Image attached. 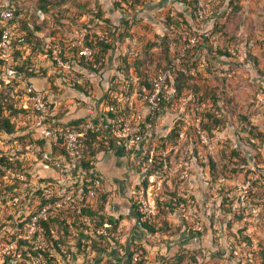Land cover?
<instances>
[{
  "label": "rangeland",
  "instance_id": "rangeland-1",
  "mask_svg": "<svg viewBox=\"0 0 264 264\" xmlns=\"http://www.w3.org/2000/svg\"><path fill=\"white\" fill-rule=\"evenodd\" d=\"M8 1L0 0V5ZM128 1L46 0L45 2V0H12V3L15 4L18 11V23L21 20V28L23 26L22 29L25 34L34 41H42V38L44 39L47 36L52 39H58L59 37L68 39V33L72 28L87 22L89 19L93 21L94 18L98 17L97 14L105 19L107 18L112 25L116 21L119 23L121 21L122 24L117 31L119 34L115 37V40H117L114 47L115 53L112 51L110 54L111 57L115 58V62L111 63L112 67L107 74L109 76H106V78L109 77L108 80L116 78V71L121 69L124 76L128 79L131 78L130 80L135 84L136 81L140 82V80H136V76L140 78L142 75L144 79L149 81L158 69L169 67L168 64L172 59L178 56L177 46L182 35H195L196 44L190 47L188 52H185L184 61L190 63L191 68L195 71L194 83L200 87L198 93L204 94V89L208 91L212 88L219 95H224L226 101L222 99L220 110H218L213 102L209 100V97L201 101V99H197V96H194L193 89L188 87L175 98L170 96L169 102L160 107V117L152 124L143 143L126 148L133 153L139 150L141 157L146 155L148 158L143 161L141 170H137L135 167L139 165L137 161L140 159L137 154H132L128 159L131 161L132 168L136 171L137 176L142 171L147 173L148 167L153 168L152 155L158 157V160L161 159V156L168 158L167 166H163V171L159 169L153 171L157 174L154 175L152 185H150L151 189L157 187L162 197L161 203L169 200L168 192L173 193L176 199L178 197L186 198L185 201H181L180 206H178V203L173 204L171 209L164 206L162 214L165 217L164 220L171 225L168 226L171 229L170 231L161 229L162 232L160 231L159 235L154 233L152 238H147L143 234L145 238H140H144V241L141 243L132 241L131 249L134 251L141 250L146 257V264H165L166 262L191 264L190 261H193L191 259L192 255L196 256V259L199 258V260L197 259L198 264H260L258 256H255L252 262L246 261L245 256L250 250L248 248H240L238 257L241 260H238L232 254L225 255L221 252L223 253L221 255L213 252L214 249L200 246L202 239L205 241L204 238L208 233H205V230L201 231L203 234L200 236H189L186 235V232L189 226L198 225L197 223L201 225L203 221L206 226L209 215L213 213L216 219L214 222L215 230H223L226 219L218 209L220 194H223V189L224 191L232 190V195L236 197L244 190L243 185H250L249 181L256 188L250 196L252 202L261 205L260 210L264 211V141L258 143L254 140L256 146L248 144L246 142L247 135L241 130V124L238 123L239 118L242 117L240 115L247 116V122L256 126V131L262 132L264 139V0H238L240 6L238 9L235 10L229 7L224 12L223 18H219L218 21L225 24L223 30L226 35L242 37L241 40L234 38L235 40L229 46L232 56L222 55L220 56L221 60L208 55L205 45L199 54L196 53L198 55L197 59L193 56L195 52H192L191 49L195 50L199 48L200 44H204L201 35L208 36L209 42L213 46L226 44V36L221 35L219 37L211 30L213 28L211 17L219 15L215 13V11L220 10L218 4L223 7L226 6V3L222 2L224 0H199L200 9L196 11V14L195 11L193 12L192 19L189 16L182 19L179 16L182 7L179 1L173 0L163 8L154 10V15L160 22L145 18V3L161 0H141L138 3L134 0ZM187 1L191 4L194 0ZM40 4H45L48 9L44 12V18L36 14ZM97 9H99L98 12ZM191 10L193 11V9ZM221 10L224 11L223 8ZM59 13H62L64 18H62V15L61 18L58 16L59 22H57L55 17ZM172 15L180 22L178 27H169L171 24L167 22V17H173ZM59 26H61V29H59ZM65 42L67 44V41ZM165 46L167 48L166 52H164ZM39 49H41V43L37 47L36 55L40 52ZM70 50L72 51V48ZM165 54L170 58L169 61L166 59ZM119 57L126 59L124 62L128 63V67H120ZM253 58L258 63L256 66L252 61ZM139 61L141 65L137 69ZM121 62L122 66L124 63L122 60ZM46 64V67H37L34 76L30 78L32 80L34 77H41L48 83L44 87L34 86L36 88H47L50 85L56 90L63 87V85L67 87V84L61 81L60 78L53 76L48 61H46ZM257 68L262 73H257ZM5 74L0 72V123L1 119L9 118L17 126L16 114H13L12 110L14 109L12 107L13 99L6 84V79L9 80L10 76L7 75L4 78ZM59 81L62 84H59ZM168 84L172 85V79ZM68 91L67 93L70 94V90ZM174 93L175 90L169 89L170 95H174ZM95 94L98 95L96 90ZM210 99L213 98L210 97ZM230 99L232 100L231 103L229 102ZM137 105H139L138 102ZM72 109H74V106L71 101L63 102L58 111L59 116H65L64 113ZM211 110L221 114V118H224L223 115H225L228 125L217 127L210 136L203 130L205 124L203 126L204 122L201 119L205 112H211ZM231 123L235 125V128H232ZM171 129L174 130L170 132ZM176 133L178 134L176 135ZM11 137V135H6L3 129H0V156L9 157L8 162L0 163V264H29L30 252L24 242V245H19L16 249L15 247L9 248L7 244L14 237L28 234L26 222L29 215L39 207L38 187L42 181L41 179L56 177L60 174L54 167H47L50 158L45 154L50 150L57 153L59 148L44 139L39 140L42 138L36 136L34 142L41 147V150H30L28 158L30 156L31 159L23 161L26 163L23 169L22 166L17 169V153H15L16 150ZM233 149L238 156L231 154ZM181 161L183 162L182 167L179 165ZM213 161L216 163V167L213 168L214 174H220L224 179L223 183L225 184L220 188L215 183L216 181L212 180L210 168ZM18 170H22L26 176L19 178L12 176L11 173H17ZM150 181H152L151 178H148V182ZM102 183L108 186L118 185L116 181H111L107 176L104 178L102 176ZM10 185L14 186L11 187ZM132 195L135 197L136 193ZM13 196H18L15 201L12 200ZM134 197L131 196V199H135ZM130 207L128 206L127 209ZM126 216V220H121L119 223V227L123 230L122 238L120 236L121 241L129 239L127 233L131 227H135L134 217L132 215ZM158 218V216H155L153 221L157 223ZM51 222H53L54 229L59 227L60 230H63L64 227L60 226L59 218ZM228 222L234 224L235 227L231 230L226 229V231L235 233L241 228L242 223H245V220L233 218ZM247 222L250 223V221ZM82 225L84 224L79 221L75 226L73 225L74 231L77 232V235H75L77 240L81 238L78 231L82 230ZM262 226H264V217L261 215L260 221L256 224L252 223L251 228L247 231L253 237H259L264 233L263 229L261 230ZM62 230L60 236L62 232L64 233ZM112 230L118 231L119 228L117 226ZM28 235L31 237V233ZM60 236L56 239H59ZM65 237L66 241L64 240L61 243L62 248L60 247V250H57L53 241L50 240L52 237L48 235L50 246L45 248L48 264H95L93 254L84 250L81 245L82 242L79 245L75 242L70 230H68ZM169 241H173L172 245L167 244ZM122 245L124 244L122 243ZM141 245L145 249L141 248ZM19 249L21 255L17 256ZM261 251H264V248L259 251L260 253L256 251L259 256L262 254ZM178 256H183L180 262L177 260ZM8 257L12 258L8 260L9 262L6 261ZM224 260L227 263H224ZM11 261L13 262L11 263Z\"/></svg>",
  "mask_w": 264,
  "mask_h": 264
},
{
  "label": "built area",
  "instance_id": "built-area-1",
  "mask_svg": "<svg viewBox=\"0 0 264 264\" xmlns=\"http://www.w3.org/2000/svg\"><path fill=\"white\" fill-rule=\"evenodd\" d=\"M197 10H195V14ZM15 11L16 7L9 1L0 8V72L6 73L4 78L7 75L10 76L9 80L6 79L7 88H9L13 99L12 107L19 111L15 117L18 124L16 129L20 130L22 139L18 136L12 138L15 153H17L16 164L19 162L23 168L26 164L23 161L31 159L30 156L28 158L29 151L32 149L41 150V147L34 142V138L38 136L42 138L39 140L44 139L59 148L57 153L50 150L45 155L50 158L47 167H54L60 174L56 177L41 179L38 187L39 207L29 215L26 222L28 234L31 233V237L28 234L14 237L7 246L16 249L19 247V240H22L28 246V250L32 251L30 252L29 264H48L45 254V248L50 246L48 235L54 239L59 236L51 221L59 218L61 225L72 232L75 242L78 244L75 237L77 232L73 229L74 220L76 216H79L81 222H88V218L82 216V210L97 203L96 191L106 194L105 209L109 206L116 194L114 191L116 188H110L107 184L103 185L102 175L94 169L95 162L115 153L118 149L132 152L126 148L143 143L149 133L150 126L146 123L144 128L142 122L145 123L147 119L151 120L159 111L161 103L164 100H169L171 96L169 89L174 90L172 85L168 84L172 78L171 73L181 63L185 52L196 44V37L191 34L182 35L177 46L178 56L174 57L169 67L160 68L155 72L149 88L143 87L142 90H139V83L137 82L136 84L133 83L134 86L130 90L131 81L126 77L117 75L116 78L108 80L109 77L103 76L105 69H109V67H102L105 64L106 53L113 49L116 42L107 28L108 24L103 19L104 17H96L93 21L89 19L87 22L72 28L68 33V39L61 37L52 39L50 36L42 38L43 51L36 55L33 48L34 40L25 41L23 39L25 32L18 23L19 17L15 15ZM98 11L99 9H97ZM36 14L44 18V12L41 9H37ZM99 42L111 46L106 47L107 50H103L98 45ZM46 61H48L55 78H60L73 89L75 87L76 91L71 93L70 97H60L59 89L56 90L50 85L47 88H36L30 78L34 74L27 75L24 69L20 68H32L36 72L37 67H46ZM83 61L90 63L92 68H86L80 64ZM97 74H102L106 81L104 92L99 96L95 94L93 88L94 76ZM66 101H71L74 109L84 106L85 113L80 117L71 118L68 115L74 110L72 109L65 112V116H59L60 106ZM137 102L139 105L136 106ZM108 111H112L114 115H108ZM11 136L13 135L11 134ZM95 151L98 152L92 160ZM153 156H151V161ZM88 160L92 168L84 166ZM137 162L139 163L140 160ZM182 164L181 161L179 165L182 167ZM163 166H167L166 162ZM89 173L98 178L89 182L92 180L87 176ZM11 174L18 178L26 176L22 170ZM156 174V172L147 171L146 173V171H142L138 174L139 179L131 186L130 206L134 212L138 211L140 215V220L133 216L135 227L142 231L147 238H152L154 233L159 235L160 231L162 232L160 225L165 219L162 214V197L157 187L151 189L150 186ZM148 178H151L152 181L148 182ZM223 180L221 178L215 182L219 188L222 186ZM249 182L250 185H243L244 190L236 197L232 195V190L222 191L223 194H220L218 209L226 222L223 230L215 232L219 244L216 245L213 252L221 255L223 253L225 255L232 254L239 260V250L245 246L250 249L245 256L247 262H252L253 258L258 256L260 264H264V251H261L260 256L256 252L264 248V233L259 237H253L247 231L251 228L252 223L256 224L260 221L261 215L264 217V211L260 210L261 205L252 202L250 196L256 188L251 181ZM135 193L134 197L132 194ZM131 196L135 199L132 200ZM17 197L13 196L12 200L15 201ZM173 203H178L180 206L181 201L178 202V198L173 197ZM229 203L232 205V210L226 212L223 207L228 206ZM232 211H239L242 214L240 220L250 221V223L247 222L248 224L242 223L241 228L235 233L226 231V229L231 230L235 227L234 224L228 225L227 223L228 220L233 219ZM155 216L159 217L157 223L153 221ZM212 218L215 222L214 213L209 215L206 226L203 221L201 225L197 223L198 225L189 226V228L200 232L205 230V233L208 232V236L212 232L210 222ZM43 221L49 224V234L46 233L42 224ZM140 221L154 222L156 230L148 232L141 227ZM119 222L117 224L118 231H113L112 229L115 228L107 220L101 225L88 223L89 228L86 232L93 238H83L81 245L84 250L93 254L95 264H108V260L111 259L115 264H118V260L124 259L128 246L122 245L126 239L124 241L120 239L123 230L119 227ZM213 225L215 229V224ZM168 226H171L170 223ZM262 229L264 231V226L261 227ZM167 230L170 231L171 229L168 228ZM189 233L191 232H186V235H196ZM242 236L250 237L251 243L247 245L242 240ZM94 239L98 241V249H102L99 254L98 250L92 247ZM172 243L173 241L167 242L169 245ZM58 245L59 248H62L61 243ZM20 255L21 250L19 249L17 256ZM71 256L73 255L71 254ZM98 256L101 258L99 259ZM141 258L146 262V257L141 250L134 251L132 262ZM197 259L199 260V258Z\"/></svg>",
  "mask_w": 264,
  "mask_h": 264
},
{
  "label": "trees",
  "instance_id": "trees-1",
  "mask_svg": "<svg viewBox=\"0 0 264 264\" xmlns=\"http://www.w3.org/2000/svg\"><path fill=\"white\" fill-rule=\"evenodd\" d=\"M122 1L127 2L128 0H122ZM134 1L138 3L141 0H134ZM172 1L173 0H161V1H157V2L151 1L149 3H145L146 15L149 16V18H154V16L152 15V10L156 9L157 7H158V9L159 8H162L166 4H169ZM177 1H179L180 5L182 7L181 12H179V16L182 19H185V15H184L183 11H188L189 14H190V18L192 19L193 16H194V13L193 12L195 10H197L199 8V6H200L199 0H194L191 4L187 0H177ZM9 2H10V4H13L12 3V0H9ZM45 2H46V0H45ZM222 2H225L226 3V6L223 7L220 4L217 5L220 10L219 11H215V13L216 14H219V15L218 16H214V17H211V19L213 20V28L211 30H212V33L218 35L219 37L221 35L223 37L226 36V44L225 45H220V46H213L209 42V37L208 36L201 35V38L203 39L202 40V43H204V44H200L199 45V48H196L195 50L194 49H191L192 52L193 51L195 52V53H193V56L195 57V59L198 58V55L197 54H199L201 52V49L204 48L203 47L204 45L206 46L208 55H210L211 57H213L215 59H218L219 60L220 59V56H222V55L227 56V57L228 56H232V54L229 51V46L235 40L234 38H236L238 40H241L242 39V37H240V36L239 37H236L235 35H226V33L223 30L224 29V25H225L224 22H219L218 21L219 18H223L224 12H226L229 7L230 8H234L235 10L240 7L238 5V0H224ZM128 3H129V1H128ZM2 5H5V3L1 4L0 5V8H1ZM13 5L15 6V4H13ZM221 7L224 9V11L221 10L222 9ZM38 9H41L43 12H45V11L48 10L47 7L45 6V4H40V6H39ZM191 9H193V11ZM17 14H18V11H17V8H16L15 15H17ZM61 15H62V13H59L58 15H56L55 19L57 20V22H59L58 16L61 18ZM97 16L99 18H101V15L100 14H97ZM62 18H64L63 15H62ZM67 18L69 19V17H67ZM173 18H175V19H173ZM103 19L108 24V27L107 28H108L111 36L113 38H115L116 36H118L119 33L117 31L119 30L120 25L122 24V22L120 21V23L119 22L113 23V25H112L111 23H109L111 21H109L107 18L106 19L103 18ZM167 22L169 24H171V25H169V27H171V28L172 27H178V23H180L178 21V19L176 17H174V16L173 17H167ZM20 23H21V20H20ZM126 23H127V21H126ZM22 28H23V26H22ZM23 39L25 41H31V39H29L28 38V35H26V34L24 35V38ZM40 43H41V49H39V50H40V52L43 51L42 41L39 40V41H34L33 48H34V51L35 52L37 51V47L39 46ZM98 45H100L103 50H107L106 47L111 46L110 44L104 45L102 42H99ZM166 51H167V48L165 46L164 52H166ZM187 52H188V50H187ZM165 56H166V59L169 61L170 58H168L167 54H165ZM184 57H183L181 63L177 66V68L174 71H172V73H171V75H172V78H171L172 79V88L175 90L174 95H171V97L172 98L173 97L175 98L177 95L181 94L184 91V89H186L188 87H191L193 89V91H194V96L195 97L197 96V99H201V101H203L205 98L208 99V97H209V100H211L213 102V105L215 106V108L218 109V110H220V106H221L222 99L225 98L224 95L223 96L219 95V93L216 92L212 88L208 89V91L206 89H204L203 90L204 91V94H199L198 93V90L200 89V87L198 85H196V83H194V79H195L194 72L195 71H194L193 68H191L192 66H190V63L188 64V63H186V61H184ZM97 58H99V57H97ZM121 60L123 61L124 64H122L123 66H121V63L122 62H120V67H128V63L126 64L124 62V60H126V59L124 57L123 58L120 57V61ZM252 61L254 62V65L257 64L255 58H253ZM80 64H82L86 68H90V69L92 68L91 64L90 63H87L86 61H83ZM169 64H168V66H169ZM140 65H141V63L139 61V64H137V67L136 68L138 69V67H140ZM195 66H196V63H195ZM20 68L21 69H24V71L26 72L27 75H29V74H35V72H34V70L32 68H30V69H26L25 67H20ZM258 70H257V73H259V74L262 73L261 70H259V71ZM118 71L123 75V70H121V69L119 70L118 69ZM126 78L128 79V77H126ZM140 78L138 76H136V80H140V82L138 84L139 85V90H142L143 87L149 88L150 87V84H151V79H149V81H148V80L144 79L142 77V75L140 76ZM136 83H137V81H136ZM133 86H134L133 85V82L131 81V86H130L131 88H129V89L132 90ZM0 96H1V93H0ZM216 96L217 97L220 96L221 98H217ZM210 97H212L213 99H210ZM169 100H164L161 103V107H163V104L164 103H168ZM229 102L231 103L232 100L230 99ZM0 108H1V106H0ZM10 108L12 109L11 106H10ZM164 108H165V105H164ZM12 110H13V114H18L19 113V111L17 109H12ZM160 110L155 114L154 117H152L151 120L150 119H147L145 121V123H144V121L142 122V125H144V128H145V124L148 123L149 126H150L149 128L151 129L152 124L155 121H157V119H158V117H159V115L161 113ZM123 112H124V110H123ZM221 112H222V108H221ZM108 115L112 116V115H114V113L112 111H108ZM223 116H224V118H221V114H219L218 112H213L212 110H211V112H205L204 115H202V119H201L204 122V123L202 122L203 123V126L205 124V126H204L205 128L203 127V130L207 134H209L211 136L212 132L217 127L222 126V125H225V124L228 125V122L226 123V120L227 119H225L226 116L225 115H223ZM240 116H242V117H241V119L239 118V122L238 123L241 124V128H242L241 130L244 131L246 133V135H247V137H246V140L247 141L246 142L248 144L252 145V146H256V144L254 143V140H256L258 143L263 142L264 139H263V136H262L263 135L262 132L260 133V132L256 131V126H254V125H252V124H250V123L247 122V116H245V115H240ZM231 126H232V128H235V125L233 123H231ZM0 129H3V131L6 133V135H11L12 134L13 136L11 138H14V136H18L19 138L22 139V137L20 136V130L16 129V126H15L14 122H12L9 118H3V119H1ZM173 130L174 129H171L170 132H172ZM169 134H171V133H169ZM177 134L178 133H176V135ZM167 136H168V134H167ZM241 144H242V142H241ZM164 146H165V144H164ZM120 151H121L120 149L116 150L117 153H119ZM97 152L96 151L93 152V159L92 160H94L95 155H96ZM136 153H137V157L140 158L139 159L140 162H139V165H136L135 167H136L137 170L138 169L141 170V168L143 166V161H145L148 158L146 157V155L141 157V152L140 151L139 152L137 151ZM231 154H234V156H238V154L235 152L234 149L231 151ZM160 158L161 159L158 160V157L153 156L152 162H151L153 168L148 167V172L156 171V169H159V170H162V171L164 170L163 169V165L165 164V162H167L168 158L167 157H163V158L160 157ZM246 160H248V158H246ZM8 161H9V158L8 157H5L4 155H1L0 156V163L4 164V163H6ZM84 166L86 168H89V167L92 168V165H90L89 160L84 163ZM16 167H17V169H20L21 168V165H20L19 162H17V166ZM215 167H216V163L213 161V163L211 165V168H210V171L212 173V180L218 181L222 177H221L220 174L219 175L218 174L217 175L214 174L213 168H215ZM246 170H248V169L246 168ZM87 176L92 179L89 182H93V180H95V179L98 178L97 176H95V175H93L91 173H89ZM224 184L225 183H223L222 186ZM10 186L12 187L14 185H10ZM5 188H6V186H5ZM223 191H224V189H223ZM96 193H97V203L94 206H91V207H88V208H84L82 210V216L87 217L88 218V222H82L84 225H82V230H80V232L78 231V234H80L79 237L84 238V239L89 238V237L90 238H93L90 234H88L86 232V230L89 228L88 223L101 225L104 221L107 220V221H109L112 224V226L114 228H116L117 227V224L119 222V220H117V218H115L113 215H110V214H108L106 212L105 204H104L105 203V200H106V194L105 193H101L99 191H96ZM167 194L169 195V200L166 201V202H163L161 204V206L163 207L162 211L164 210V206L167 207V208H170V209L173 208V204H174L173 203V197L175 195L173 193H169V192ZM185 200H186L185 197H178V202L179 201H185ZM223 202H225V199H223ZM223 210H225L226 212H231V210H232L231 203H229L228 206H224L223 207ZM135 212L136 213L133 214V216H136L139 219L140 218L139 217L140 215H139L138 211H135ZM241 216H242V214L239 211H232V218H234V219L235 218H238L240 220L241 219ZM78 221L81 222L79 216H76V218L74 220V224L76 225ZM210 222H211V226H212V232L210 234V237H211L210 240L213 241V243H214L213 245L216 248V245H218V243L216 241L217 239H216V236H215L216 230L213 227L214 226L213 225L214 224V219L212 218ZM42 224L45 227L46 233L49 234L50 233L49 232V224L47 222H44V221L42 222ZM60 224H61V222H60ZM231 224L232 223L228 222V225H231ZM245 224H248V223L245 222ZM140 225H141L142 228L146 229L148 232H154L156 230L155 229L154 222H148V221L147 222H143V221H140ZM60 226H63V225H60ZM63 227H64L63 230L62 229L61 230L64 231V233L62 232L61 236H60V232H61L60 228L57 227V229H56L57 232L59 233V236H60L59 239H54L53 237H52V239H50V240L53 241L54 247L57 248V250H60L58 244L64 242V240L66 241V237L65 236L68 234L67 228L65 226H63ZM160 228L163 231H166L168 229V222L165 221V220L162 221V223L160 225ZM187 232H191L189 234H196V235H199V236L201 234H203L202 232H200L198 230H192L190 228H187ZM81 238L78 239V245L81 242ZM242 240L245 241L247 245L251 243V238L248 237V236H242ZM97 243H98V241L96 239H94L93 240L92 247L95 250H98V254H99L102 249H98ZM18 245H24L23 241H19ZM141 246H142L141 248H144L145 249V247L143 245H141ZM243 248L244 249H247V247H245V246ZM29 252H32V251L29 250ZM133 253H134V250L131 249V247L130 248L129 247L126 248V255H125L124 259H122L121 261L118 260L119 261L118 264H145L143 258L138 259L135 262H132V254ZM98 258L100 259L101 256H98ZM182 258H183V256H178V259L177 260L180 262ZM10 259H12V258H9L8 257L7 260L6 259L5 260L7 262H9L8 260H10ZM191 259L193 260V261H190L191 264H198V260L196 259V256L194 257V255H192L191 256ZM108 264H115V262L112 261V259H111V260H108ZM166 264H173V262H168V263L166 262Z\"/></svg>",
  "mask_w": 264,
  "mask_h": 264
},
{
  "label": "crops",
  "instance_id": "crops-1",
  "mask_svg": "<svg viewBox=\"0 0 264 264\" xmlns=\"http://www.w3.org/2000/svg\"><path fill=\"white\" fill-rule=\"evenodd\" d=\"M159 9H161V8H159ZM154 10H158V7ZM154 10H152V15L154 16V18H149V16H147L146 14H145V18L150 19L152 21L160 22V21H158L157 17H155ZM183 13L185 16L190 17L188 11H183ZM117 22L118 21H116L114 23H117ZM114 47L112 50L107 51L106 56H105L106 57L105 58V64L103 67H109V69L108 68L105 69V72L103 75L105 77L109 76L107 74L109 73V70L112 67V64L115 62V58L111 57V55H110L112 51L114 52ZM118 60L120 61V57ZM116 74L119 76L124 75V74L122 75L119 71H116ZM103 76H102V74H97L96 76H94L93 86H94V89L98 92V96L104 92V88L106 87V81H105ZM123 77H125V76H123ZM32 82L37 87H44L46 85V83H48V82H46V80H44V78H41V77H34L32 79ZM58 83L62 84L61 81H59ZM66 86L67 87H65L63 85V87L59 88L58 92L61 95V96L59 95L60 97H63V98L64 97H70V94L73 93L74 91H76L75 87L73 89V88L69 87L68 85H66ZM68 90H70V92H71L70 94L67 93V92H69ZM84 113H85V107L81 106V107H77L76 109H74L68 116H70L71 118H75V117L82 116ZM159 117H160V115H159ZM132 154L135 155L136 152L135 151H134V153L133 152H126V151H122V152L120 151L119 153L115 152L111 155L103 157V159L97 160L96 163L94 164V169L98 173H100L103 176V178L105 176H107V177H109V179L111 181H116L118 183V185L112 184L109 186L110 188H116V190H114L116 192V194L112 198L109 206H107L106 212L110 215H113L119 221L126 220V218H127L126 215H132L133 216V214H135V212L131 209V207L127 209V207L130 206V203H129L130 202V194L132 191L131 186L136 182V180L139 179V176L136 175V171L132 168L131 161L128 160ZM127 235H128L127 238H129V239L125 240V242L123 243L126 245L125 247H127V246L131 247L132 241H134L135 243H139V242L141 243L144 241V238H145L143 235V232L139 231L136 227H131V229L127 233ZM140 237H144V238H140ZM210 238H211L210 235H208L204 238L206 241H204L202 239L200 246L208 247L211 249H216L215 246L213 245L214 244L213 241L210 240ZM218 240L219 239H217L216 241L219 244ZM223 262L227 263L226 260H224Z\"/></svg>",
  "mask_w": 264,
  "mask_h": 264
}]
</instances>
